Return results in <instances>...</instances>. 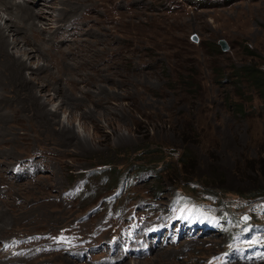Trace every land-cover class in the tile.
Segmentation results:
<instances>
[{
	"label": "rangeland",
	"instance_id": "obj_1",
	"mask_svg": "<svg viewBox=\"0 0 264 264\" xmlns=\"http://www.w3.org/2000/svg\"><path fill=\"white\" fill-rule=\"evenodd\" d=\"M37 1L40 30L63 26L27 27L45 54L22 66L0 51V264H220L234 245L245 254L226 264H264V89L238 76L264 70V0H74L60 18L59 0ZM136 164L148 169L129 195L135 216L91 214L101 176L116 179L109 194ZM147 202L155 221L138 215ZM196 207L232 222L174 244L142 233L164 241L189 226L170 218Z\"/></svg>",
	"mask_w": 264,
	"mask_h": 264
},
{
	"label": "bare ground",
	"instance_id": "obj_2",
	"mask_svg": "<svg viewBox=\"0 0 264 264\" xmlns=\"http://www.w3.org/2000/svg\"><path fill=\"white\" fill-rule=\"evenodd\" d=\"M42 0L37 1L36 4H40V5H44L43 3H40ZM36 2V1H35ZM56 1L55 0H51V4L53 5ZM58 2L63 4V7L61 8V13L60 17H62L64 14H66V11L69 8H76L77 6L75 5L74 0H59ZM50 3V2H49ZM34 4V3H33ZM50 5V6H52ZM40 7V6H39ZM39 7L37 8V6L34 5H28L27 0H0V51L4 52L8 54V57H10V61L13 60V63H18L22 66L27 65V61L25 58H27V60L31 59L33 56H36V53H38L39 55H44L45 51H42L41 49V45L44 44L47 39H42L40 42H38V40H36L35 36L37 34V30H31V32H29V28L27 29L28 26L31 25V27H34L33 24L37 25V20H39L40 15H38L37 12H40L42 10H39ZM54 6H52L53 8ZM42 8V7H40ZM48 8V7H47ZM18 10L19 13H15L16 10ZM21 12V13H20ZM31 15H33V19L31 17V21H28V23L26 21H24L23 19L19 18V14H23V13H29ZM13 13L16 14V16L18 17V19H16L13 16ZM29 14V15H30ZM47 14V13H45ZM68 14V13H67ZM24 15V14H23ZM22 15V16H23ZM28 15V14H27ZM26 15V18H27ZM30 15V16H31ZM48 17L46 19H48L49 17H52V15L50 13L47 14ZM21 16V17H22ZM66 16V15H65ZM86 16V15H85ZM29 17V16H28ZM42 17V16H41ZM23 18V17H22ZM44 18V17H43ZM57 18V19H58ZM66 18V17H65ZM15 19V24L11 21ZM56 19V20H57ZM67 19V18H66ZM54 20V21H56ZM58 21V20H57ZM56 21V22H57ZM3 22L4 25H3ZM64 22L67 23V20H65ZM47 23V22H46ZM43 24V23H42ZM18 25V26H17ZM34 28H37L40 32V34L44 35V37L46 35H50V33L53 31V29H55L54 27L56 25H51L48 29L44 30H40V28H38V25ZM62 25H57L56 26V30L62 28ZM78 27V26H77ZM56 30L52 33V35L56 32ZM20 31H23V33H20ZM34 31V32H33ZM36 32V33H35ZM20 33V34H19ZM57 33V32H56ZM30 36V44L31 47L34 49L33 51H35V53H30L31 50L30 48H25L26 45V39L24 38V36ZM34 34V35H33ZM13 35L14 38H11L10 36ZM60 35V34H59ZM57 35V36H59ZM63 36V35H62ZM53 37V36H52ZM48 43V42H46ZM23 44V46L21 45ZM12 47V48H10ZM50 52V51H49ZM8 60V59H7ZM6 62V60L4 59L3 62ZM9 61V60H8ZM2 64V63H1ZM31 65V64H30ZM6 66V63H5ZM12 67V66H11ZM40 66L38 65L36 67V69H38ZM8 68V67H7ZM15 72V71H14ZM17 74V73H16ZM7 76V75H6ZM3 77V76H2ZM55 113V112H54ZM28 253V252H27ZM21 253H19L20 255ZM23 255V253L21 254ZM30 255V254H29ZM27 257V256H26ZM32 257V256H31ZM19 260V259H18ZM4 261V260H3ZM123 262V260H122ZM138 263V262H135ZM7 264V263H6Z\"/></svg>",
	"mask_w": 264,
	"mask_h": 264
},
{
	"label": "trees",
	"instance_id": "obj_3",
	"mask_svg": "<svg viewBox=\"0 0 264 264\" xmlns=\"http://www.w3.org/2000/svg\"><path fill=\"white\" fill-rule=\"evenodd\" d=\"M217 47H220L219 44H217ZM217 47H215L217 49ZM242 73H240L238 76H242V74H244L247 78L250 79V81L252 82V84H254L255 86L259 87V88H262L264 89V70L261 69L260 67H256L255 65H246V66H243L241 71ZM239 112H242L243 113V109H242V106L240 108H238ZM185 157H183L182 160H184ZM148 166L144 165V166H141V164H136L134 165V169L135 171L137 170H143V169H148L147 168ZM109 168L111 170H113V168L111 166H109ZM129 172H134V170L132 168H130L128 170ZM113 172V171H112ZM111 173V171H110ZM120 173V172H119ZM117 177V176H116ZM116 179L114 178V180L111 179L112 182H114ZM257 195H254V196H262L264 195V191L261 192H258L256 193ZM176 201H179L180 204H186V202H188V200L186 199V197L184 196H181L180 199H175ZM196 210L198 211H202L204 214H210L208 213V211H203L202 208L200 207H196ZM214 217V216H213ZM215 218V217H214ZM216 219V218H215ZM218 220V219H216ZM219 221L221 222H224L226 223L225 226H229V224L232 222L230 221V219H228L227 217H222Z\"/></svg>",
	"mask_w": 264,
	"mask_h": 264
},
{
	"label": "water",
	"instance_id": "obj_4",
	"mask_svg": "<svg viewBox=\"0 0 264 264\" xmlns=\"http://www.w3.org/2000/svg\"><path fill=\"white\" fill-rule=\"evenodd\" d=\"M193 39L196 40L197 37L194 36ZM219 45H220L224 50H228V49H229V48H228V45H227V42H226V40H224V39H221V40L219 41ZM248 218H249L248 214H244V216H242V220H247Z\"/></svg>",
	"mask_w": 264,
	"mask_h": 264
}]
</instances>
